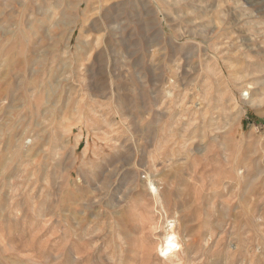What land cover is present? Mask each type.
<instances>
[{
  "label": "rangeland",
  "instance_id": "obj_1",
  "mask_svg": "<svg viewBox=\"0 0 264 264\" xmlns=\"http://www.w3.org/2000/svg\"><path fill=\"white\" fill-rule=\"evenodd\" d=\"M0 264H264V0H0Z\"/></svg>",
  "mask_w": 264,
  "mask_h": 264
},
{
  "label": "bare ground",
  "instance_id": "obj_2",
  "mask_svg": "<svg viewBox=\"0 0 264 264\" xmlns=\"http://www.w3.org/2000/svg\"><path fill=\"white\" fill-rule=\"evenodd\" d=\"M149 183H150V186H152V189L154 191H156L157 188L154 186V183H152L151 180L149 181ZM173 225H174V223H173ZM179 248H180V244H179L177 235L174 232H170V231L167 232L165 237H164V240L162 243V248L160 251H162L165 254H168V253L174 254L175 252H177L179 250Z\"/></svg>",
  "mask_w": 264,
  "mask_h": 264
}]
</instances>
